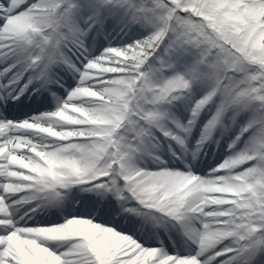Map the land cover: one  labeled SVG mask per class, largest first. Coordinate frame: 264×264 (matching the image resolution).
<instances>
[{"label":"snow or ice","instance_id":"6c2138e0","mask_svg":"<svg viewBox=\"0 0 264 264\" xmlns=\"http://www.w3.org/2000/svg\"><path fill=\"white\" fill-rule=\"evenodd\" d=\"M0 264H264V0H0Z\"/></svg>","mask_w":264,"mask_h":264}]
</instances>
